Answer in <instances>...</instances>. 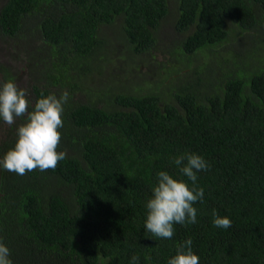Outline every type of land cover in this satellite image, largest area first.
Segmentation results:
<instances>
[{
  "label": "trees",
  "instance_id": "obj_1",
  "mask_svg": "<svg viewBox=\"0 0 264 264\" xmlns=\"http://www.w3.org/2000/svg\"><path fill=\"white\" fill-rule=\"evenodd\" d=\"M168 16L166 62L149 81L139 75L148 59L136 57L160 49ZM108 27L132 53L109 50ZM262 32L264 0H0V51L26 59L21 71L0 64V86L27 87L29 111L42 95L70 94L57 149L66 158L23 176L0 167V242L13 264H130L133 255L167 264L189 238L199 264H264V68L238 64L245 50L264 53ZM113 63L125 67L110 73ZM80 77L112 87L80 98ZM25 119L0 134V159ZM186 153L210 165L197 173V222L152 237L144 225L157 174L191 186L173 163ZM213 210L231 227H214Z\"/></svg>",
  "mask_w": 264,
  "mask_h": 264
},
{
  "label": "clouds",
  "instance_id": "obj_2",
  "mask_svg": "<svg viewBox=\"0 0 264 264\" xmlns=\"http://www.w3.org/2000/svg\"><path fill=\"white\" fill-rule=\"evenodd\" d=\"M70 94L67 90L57 97L55 94L42 95L35 103L34 110L29 111L30 101L26 90L19 88L11 79L0 86V118L8 125H13L18 117H25V122L17 128V140L2 159L0 167L25 175L39 169L54 170L58 163L66 158V153L57 151L61 142L60 129L64 126L62 113ZM181 177H174L168 171L157 174L158 182L153 187V195L147 201V218L145 229L152 237L171 239L175 224H195L197 209L193 206L202 201L204 189L196 186L197 173L210 168L209 163L199 154L186 153L174 158ZM213 225L228 229L232 221L227 216H219L213 210ZM189 238L177 246V254L167 264H199V256L192 250ZM140 257L133 255L130 264H138ZM0 264H13L10 249L0 242Z\"/></svg>",
  "mask_w": 264,
  "mask_h": 264
},
{
  "label": "rangeland",
  "instance_id": "obj_3",
  "mask_svg": "<svg viewBox=\"0 0 264 264\" xmlns=\"http://www.w3.org/2000/svg\"><path fill=\"white\" fill-rule=\"evenodd\" d=\"M174 26V22H173V19L172 17H167V19L163 22L160 30L157 32V37H160V41H159V48H160V44L166 42L165 40V37L164 35L166 33H169L172 28ZM262 35V37L264 38V32L260 33ZM103 36L106 38L107 42H108V45L109 46V50L110 49H114V48H120L119 52L120 51H124V54L128 55L130 53H132L130 50H126L125 48V42L123 41V37H122V32L119 30V28H115V27H108L106 29H104L103 31ZM259 37V36H258ZM258 37H255V38H251L249 40V47L252 46L254 43L258 44V42L260 41V38ZM166 38H168L166 36ZM164 47H161L158 51L155 50V51H151L150 54L148 55H141V56H138L136 58H138L139 60H141L142 57L148 59V62L150 63V67H147V66H141L140 68V73L139 75L140 76H145L146 80H149V81H153L154 78L153 76L151 75L152 74V70L155 71V69H157L159 67V65H161V63H164L166 62L165 61V58H164V54L162 52V49ZM244 54H246L247 56L244 57V58H241V61H238V64L241 66L242 64L244 65H247V68L249 70H252V69H258L259 70V67H263V65H261L264 61V53H261L258 54V53H255L254 55H248L249 54V50H245ZM23 60H26L25 58L24 59H21V60H17L16 63L19 65L18 67V70L21 71V68H24L22 67V63L24 64V61ZM159 63V65H158ZM25 65V64H24ZM125 65H121V64H114L111 66V69L112 71H110V73H118L119 72V67H122ZM137 68V67H136ZM138 71V70H137ZM26 72V73H25ZM107 71H105L103 73V75L101 74V79L103 80H108V77L110 76V73ZM121 72L125 73L123 71V68H121ZM157 72V71H155ZM163 72V71H162ZM164 73V72H163ZM130 76V75H129ZM164 76H166V74L164 73ZM21 79H20V82L25 84V86L29 85L28 84V80H29V75L27 74V71H24V73H22L20 75ZM81 78V87L85 88V89H82L78 95V97L80 98H85L86 99V94H87V88H89L90 91H92V94L96 95L98 93H102L106 90H108L109 88L112 87V85L110 83H103V84H98V83H93L92 87H88V81L85 77H80ZM98 78V77H96ZM131 78V77H130ZM127 83H131V80L128 81ZM118 86H127L124 81L122 82H118L117 83ZM147 85V84H146ZM27 88V87H26ZM25 88V89H26ZM7 127H8V124L6 123H2L0 125V134L3 135L5 130H7Z\"/></svg>",
  "mask_w": 264,
  "mask_h": 264
},
{
  "label": "flooded vegetation",
  "instance_id": "obj_4",
  "mask_svg": "<svg viewBox=\"0 0 264 264\" xmlns=\"http://www.w3.org/2000/svg\"><path fill=\"white\" fill-rule=\"evenodd\" d=\"M13 57H11V55H7V54H4L3 52L0 51V64H6V65H9V66H13L15 67V64L16 63V60L12 59ZM3 73L0 71V78L3 77Z\"/></svg>",
  "mask_w": 264,
  "mask_h": 264
}]
</instances>
